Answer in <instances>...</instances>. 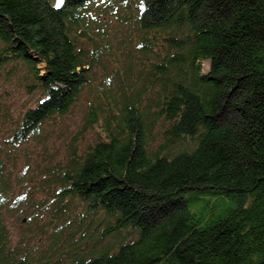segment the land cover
<instances>
[{
    "label": "trees",
    "instance_id": "trees-1",
    "mask_svg": "<svg viewBox=\"0 0 264 264\" xmlns=\"http://www.w3.org/2000/svg\"><path fill=\"white\" fill-rule=\"evenodd\" d=\"M55 3L0 0V87L29 95L0 109V264H264V0ZM77 107L64 158L31 161Z\"/></svg>",
    "mask_w": 264,
    "mask_h": 264
},
{
    "label": "rangeland",
    "instance_id": "rangeland-1",
    "mask_svg": "<svg viewBox=\"0 0 264 264\" xmlns=\"http://www.w3.org/2000/svg\"><path fill=\"white\" fill-rule=\"evenodd\" d=\"M210 61L204 59L202 61V71L207 72L209 70ZM21 72L11 79L7 84L0 87V109L10 111L13 114L18 113L23 107L28 105L29 95L24 90L21 84ZM83 111L81 107H77L70 117L68 118L69 129L66 131L57 130L46 142V146L43 143H32L30 148L32 149L31 161L35 159L38 151L41 154L48 151L50 154H54L55 158H64L67 151V143L70 139V134L77 128L81 121ZM1 119V116H0ZM5 135L4 131L0 130V139ZM24 146L21 145L17 154L20 156L18 164L19 166L25 162L26 157L23 155L22 150ZM35 164V163H34ZM32 166L27 170V176L31 175ZM16 167L15 173H18L20 169ZM188 206L191 211L201 215L205 218H216L225 215L227 210L234 205L233 199L223 193H215L212 189H193L185 193ZM5 217L7 220V226L10 230L12 244H16L22 234L27 231V225L24 224L26 219H21L19 214L6 211Z\"/></svg>",
    "mask_w": 264,
    "mask_h": 264
},
{
    "label": "snow or ice",
    "instance_id": "snow-or-ice-1",
    "mask_svg": "<svg viewBox=\"0 0 264 264\" xmlns=\"http://www.w3.org/2000/svg\"><path fill=\"white\" fill-rule=\"evenodd\" d=\"M62 3H63V0H56L54 7L60 8Z\"/></svg>",
    "mask_w": 264,
    "mask_h": 264
}]
</instances>
